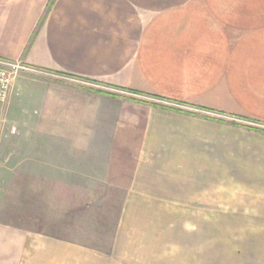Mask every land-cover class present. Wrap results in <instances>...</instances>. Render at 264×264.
Listing matches in <instances>:
<instances>
[{
  "label": "crops",
  "instance_id": "1",
  "mask_svg": "<svg viewBox=\"0 0 264 264\" xmlns=\"http://www.w3.org/2000/svg\"><path fill=\"white\" fill-rule=\"evenodd\" d=\"M3 2L0 56L37 76L10 163L46 216L0 220V264H264V132L248 127L264 129V17H203L209 0ZM83 181L121 198L105 241L50 216L82 204ZM229 213L240 252L211 242Z\"/></svg>",
  "mask_w": 264,
  "mask_h": 264
},
{
  "label": "rangeland",
  "instance_id": "2",
  "mask_svg": "<svg viewBox=\"0 0 264 264\" xmlns=\"http://www.w3.org/2000/svg\"><path fill=\"white\" fill-rule=\"evenodd\" d=\"M5 5L6 2L0 4V7L2 8L0 14L1 16L5 15L8 17V15L11 14V11L9 5V11L6 12V10H3L6 7ZM203 12V17H264V0H209L208 9L204 8ZM0 58L10 59L2 56H0ZM32 72L33 70L18 73L14 80L22 78V84H20L18 90L15 91L11 97L8 95L10 99L7 97L4 102L0 103L1 114L4 119L0 127V220L24 222L27 218L28 220L42 223L43 216H46L40 213L42 206L38 204V202L42 201V199H27L26 182L20 179L16 181L18 178L16 174L19 173L20 168L21 170H24V166L17 165V163L11 165L10 163V159L16 161L17 159L20 160L26 156V121L20 113L25 106L23 98L25 90L24 84L37 77L36 74ZM54 76L56 78L68 77L71 78L72 81H76L78 84L94 86L93 83L84 81V79H75L76 77L58 73H55ZM147 96L151 98L153 97L150 95ZM153 98L160 100L158 97ZM11 126H15L16 130L14 132H10ZM248 127L253 126L249 125ZM21 163L24 164L25 162ZM11 176L12 178H15L14 181L11 180ZM35 184L39 186L41 185V183ZM91 193H93L94 196H91ZM28 200H32L30 201V203L33 202L30 208L33 209L34 207V212L26 214L25 210ZM81 201L82 204L78 207L76 205L75 207L72 206V199H64L65 204L59 206L62 213L57 215L50 214V216H57V218H60V221L64 222V225L76 227V229H66L62 231L68 236L75 237V234H79L82 237H90L93 240L102 239L105 241V239H109L112 230H106V228L115 226L119 214L118 212L120 210L119 202L121 201V198L119 199V197L115 195V192L96 186V183L83 181ZM57 208L58 207L54 208V206H52L49 207V210H56ZM74 211H80V213L73 215ZM166 216L168 215H162L163 219H165ZM190 216L192 217L193 215ZM209 216L211 222L217 221L215 218L217 215L211 214ZM222 216L224 219L220 220H224L226 228L222 230L211 229L209 231L211 242L212 239L217 242V239L225 238L226 245H221V249H227V251L234 249L235 251L238 250V252H240L239 250L242 248L235 245L234 240L235 238L243 237L244 231L240 229L235 230L233 228V222L237 221L235 217H238L239 215L229 213L221 215V218ZM242 216L243 215H240L239 217ZM179 217H181V215H179ZM215 247L217 249L218 246Z\"/></svg>",
  "mask_w": 264,
  "mask_h": 264
},
{
  "label": "built area",
  "instance_id": "3",
  "mask_svg": "<svg viewBox=\"0 0 264 264\" xmlns=\"http://www.w3.org/2000/svg\"><path fill=\"white\" fill-rule=\"evenodd\" d=\"M30 70L35 69L21 60L0 58V103L4 102L8 97L12 82L17 74ZM3 121L4 119L0 108V127ZM15 130V126L10 127V132H14Z\"/></svg>",
  "mask_w": 264,
  "mask_h": 264
},
{
  "label": "trees",
  "instance_id": "4",
  "mask_svg": "<svg viewBox=\"0 0 264 264\" xmlns=\"http://www.w3.org/2000/svg\"><path fill=\"white\" fill-rule=\"evenodd\" d=\"M251 129H253V130H257V131H262V132H264V129H258V128H255V127H250Z\"/></svg>",
  "mask_w": 264,
  "mask_h": 264
}]
</instances>
